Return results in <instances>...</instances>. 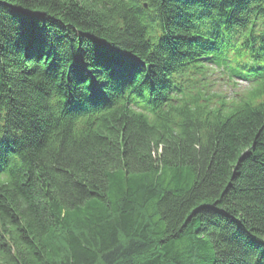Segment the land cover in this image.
Returning a JSON list of instances; mask_svg holds the SVG:
<instances>
[{
  "label": "trees",
  "instance_id": "1",
  "mask_svg": "<svg viewBox=\"0 0 264 264\" xmlns=\"http://www.w3.org/2000/svg\"><path fill=\"white\" fill-rule=\"evenodd\" d=\"M0 264H264V0H0Z\"/></svg>",
  "mask_w": 264,
  "mask_h": 264
},
{
  "label": "bare ground",
  "instance_id": "2",
  "mask_svg": "<svg viewBox=\"0 0 264 264\" xmlns=\"http://www.w3.org/2000/svg\"><path fill=\"white\" fill-rule=\"evenodd\" d=\"M226 100H227V101H229V100H230V98H225V101H226Z\"/></svg>",
  "mask_w": 264,
  "mask_h": 264
}]
</instances>
